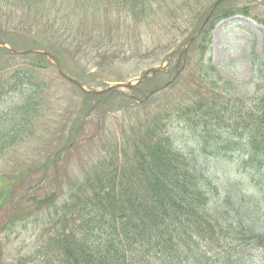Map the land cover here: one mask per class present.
<instances>
[{"label": "trees", "instance_id": "1", "mask_svg": "<svg viewBox=\"0 0 264 264\" xmlns=\"http://www.w3.org/2000/svg\"><path fill=\"white\" fill-rule=\"evenodd\" d=\"M175 1L0 0V24L10 23L0 32V41L10 45L0 46V102L11 92L23 95L0 109V212L9 206L15 213L0 224V232L19 214L21 220L41 215L35 243L26 252L6 256L0 241V264H264V231H257L264 226V46L255 54L258 74L251 87L223 80L200 57L168 85H151L147 77L126 92L112 87L100 93L67 82L44 53L11 52L34 47L51 52L62 65L67 52L62 35L67 31L66 37L78 38V45L91 51L99 12L108 20L115 8L136 22L176 19L178 11L189 9V37L197 34L193 43L201 55L220 19L241 14L264 25L253 7L224 0L201 26L212 3L185 0L177 8ZM113 47L103 53L112 54ZM51 69L82 98L68 127L49 126L47 133L58 138L57 151L28 164L27 152L10 150L43 136L45 121L55 122ZM104 103L133 118L81 175L50 181L60 177L59 159L79 138H88L90 118ZM181 130L194 141L187 152L177 147L175 132ZM235 154L242 178L227 187L231 194L214 202L208 162ZM38 173L41 188L54 187L47 202L24 185Z\"/></svg>", "mask_w": 264, "mask_h": 264}, {"label": "rangeland", "instance_id": "2", "mask_svg": "<svg viewBox=\"0 0 264 264\" xmlns=\"http://www.w3.org/2000/svg\"><path fill=\"white\" fill-rule=\"evenodd\" d=\"M184 1L176 0L175 6L183 8ZM203 1L201 0V2ZM209 1L211 0H205L204 3L206 4ZM235 1L239 5L245 4L247 6H253L254 3H258L255 10L258 14L264 15V0ZM103 9H105L104 5L102 6ZM99 14L100 22L95 24L96 31L92 32L94 38L92 39L90 35L92 39L91 46H93L91 51L79 46L78 38L66 37L67 31L60 38V40L64 39L63 43L67 48L66 54L63 55L62 68L64 72L71 78H77L84 82V88L86 89L102 90L107 85L112 86L120 82H131L134 84L137 78L147 69L144 67L155 61L160 62L158 67L165 66V70L170 64L167 54L172 51L177 42L181 43L186 40L185 38H187L188 31L191 28L189 19L193 15L189 9H184L183 11H178L176 19L166 17L162 19L154 18L148 22H136L126 12L118 11L116 8L110 12V19L108 20L104 17V10L99 12ZM158 16H161V14ZM4 23L3 21L2 26L0 24V32L6 29L5 26H10V23L7 22L5 25ZM90 25L91 18L86 26L89 27ZM106 26H108V29L111 26L112 30L108 32ZM186 28H188V31L183 33ZM60 33H63L62 30H60ZM101 37L105 38V41L102 43L101 49L98 50L99 44L97 43L100 42ZM263 39L264 27L251 18L236 15L222 19L216 23L211 32V41L206 50L205 58L216 65L224 80H229L238 85L247 83L250 85L255 75V67H252L250 58H252L253 49H255V52L261 49ZM110 45L114 46L112 49L113 53L110 55L109 53H103L106 48H110ZM184 46L185 43L181 44L178 50L176 49L177 52L173 55L171 62L176 61ZM195 53L192 52L190 55V57H193L192 63L196 60ZM48 74L51 77V91L55 92V94L52 93V98L55 108L53 117L58 120L56 127H68L69 123H72L73 115L76 114L74 105L81 100L82 96L76 88L63 79L58 78L54 70L51 69ZM173 75L165 73L163 75L164 81L170 79ZM119 79L123 81H118ZM121 90L125 91L123 88ZM22 97L23 95L20 92L10 93L0 102V109L20 101ZM97 110L94 111L90 118V125L87 128L88 138H79L74 147L68 151L69 153L64 154L59 159L60 177L55 179L52 173H49V176L52 175L50 181L61 183L66 180L67 176L74 178L81 175L84 168L92 165L103 154L101 147L102 144H107L108 138L114 141L112 137H120L122 127L129 121V114L125 113L127 110L116 111L108 103L100 104ZM45 122L43 124V129H45L43 136L37 134L29 141H26V143L21 144L19 149L13 148L15 150L11 149L10 152H27L25 161L28 164L30 161H42L50 154L56 152L59 146V143L56 142L58 138L57 136L52 137L47 133L52 122H49L48 125ZM96 129L97 131H95ZM175 136L178 141V148L186 152L188 149L194 148V141L186 132L182 130L175 132ZM52 140L55 141L52 142ZM239 156L235 154L233 158L211 159V163L208 162V173H206L208 178L214 181L216 187V191H213L211 197L214 202L218 203L228 194H231L228 193L227 187L242 178V172L238 169L241 168L238 165ZM200 161V158L196 160L197 163ZM22 168L20 166L16 170L19 171ZM48 171L51 172V169H48ZM40 174L34 175L35 181L33 180L30 183L25 181L24 185L29 186L27 188L29 194L34 193L37 195V199L39 198L38 200L47 202L50 199L47 196L54 197L52 194L54 187L41 188L38 184L40 182L36 181ZM237 187L238 185L236 184L235 190H237ZM22 191L19 190L18 192ZM44 192H47V194L44 195ZM13 214H15L14 210L9 206L2 209L0 212V224L6 223L13 218ZM22 215L23 213L17 215L18 219L13 224L8 225L5 231L0 232V241L4 246L6 256L17 254L18 249H21V253L26 252L34 245L37 238L41 221L40 212L38 218L32 219L28 217L29 219L26 221L19 220ZM261 227L264 226L261 225Z\"/></svg>", "mask_w": 264, "mask_h": 264}]
</instances>
